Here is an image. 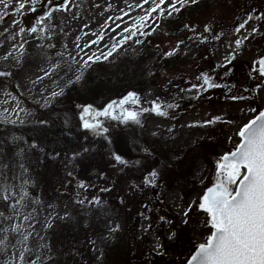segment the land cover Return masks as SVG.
I'll use <instances>...</instances> for the list:
<instances>
[{
	"label": "rangeland",
	"instance_id": "1",
	"mask_svg": "<svg viewBox=\"0 0 264 264\" xmlns=\"http://www.w3.org/2000/svg\"><path fill=\"white\" fill-rule=\"evenodd\" d=\"M42 1L4 0L10 5L7 9L0 4V72L10 73L0 77V122L3 124H12L13 120L21 124L33 118L38 108L53 104L71 84L83 78L95 63L82 66L80 57L87 56L77 44L83 47L97 40L91 49H86L87 54L106 52L98 38L103 37L110 48L114 43L111 37L119 38L125 26L134 30L140 17L145 15L144 8L149 7H137L142 0H69L66 11L63 8L56 11L58 26L51 16L39 23L45 13L27 23L23 13ZM189 4L191 0H186L184 6ZM262 14L264 0H205L201 10L188 21L180 20L179 12H174L170 17L177 22L167 34L153 32L169 16L161 18L153 14L146 23L153 26L150 35L154 53L145 54L142 45L146 37H142V44L130 41L113 57L102 60L112 75L117 74L121 62L139 64L137 68L130 64L129 81L132 75H137L140 88H126L128 80L124 78L116 91L105 90L102 97L96 98L98 103L84 101L86 107L90 106L92 116L130 92L137 94L142 108L150 109L154 100L171 103L173 108L166 109V116L153 111L141 112L140 124L97 117L106 124L123 123L126 131H134L131 134L138 143L137 150L132 160L122 156L125 163L117 161L108 148L95 158L94 152L87 153L83 147L73 158L50 157L46 168L34 169L28 144L18 142L15 167L9 170L5 166L0 181L2 196L10 197L5 200L8 205L2 215L0 239H7L8 243L7 252L0 254V264H8L13 259L15 264H20V253L25 248L30 251L24 253V264L30 260L36 264H61L56 262L59 256L53 253L50 231L57 227L63 231L78 224L80 227L74 230L76 234L69 248L79 262L83 259L79 250H75L74 246L78 245L92 254L94 264H113L114 260L126 264L125 250L129 247L137 251L133 250L136 252L131 259L133 264H186L195 247L211 234L209 218L198 205L206 189L215 182L217 161L234 150L239 141V128L257 115L251 109H264V77L258 72V61L264 56ZM249 15L253 19L237 32L236 28ZM257 16L262 18L256 19ZM117 24L120 28L114 33L112 29ZM33 26H37L38 32L34 35L40 40L25 58V33L33 34L30 32ZM206 27L210 31H205ZM253 28L257 31L253 32ZM20 29H25L22 35ZM55 34L60 35V45L46 42ZM237 40L239 46L235 43ZM168 52L172 55H167ZM163 56L171 64L160 60ZM59 65L65 67L64 72L51 78ZM202 73H207L221 87L181 91L202 83L197 80ZM233 96L244 98L232 99ZM67 107L73 106L69 103ZM75 116L73 112H66L64 122L77 126ZM159 154L165 162L157 165L158 175L150 184L146 180L150 179L153 169L145 174L138 170L133 173L134 164H127L129 159L142 163ZM85 155H88V164L84 170H89L88 177L79 174L80 157ZM81 182L87 185V190L80 187ZM37 186L39 190L34 193ZM25 190L28 197L21 200ZM25 216L29 219L25 220ZM109 248L110 256L103 257V251ZM153 254L154 261L148 260Z\"/></svg>",
	"mask_w": 264,
	"mask_h": 264
},
{
	"label": "snow or ice",
	"instance_id": "2",
	"mask_svg": "<svg viewBox=\"0 0 264 264\" xmlns=\"http://www.w3.org/2000/svg\"><path fill=\"white\" fill-rule=\"evenodd\" d=\"M191 2L195 3L196 0H191ZM185 3L186 0H151V3L150 0H142V3L137 4V7L144 8V5H149V7L144 8L145 15L140 17L139 22L134 26V30L125 26L121 33L118 34L119 38L116 35L111 37L114 43L110 48L103 40V37L98 38L107 49L106 52H101L100 55H96L95 52L91 55L87 54L86 49H91L97 43V40H91L83 47L77 44V47L84 51L87 56L86 59L80 57L83 62L82 66H89L91 63L113 57L130 41L137 45L142 44L143 40L141 38L149 36L153 30V26L146 23V21L152 19L153 14L161 18L164 15L170 17L174 12L178 13ZM0 4H4L6 9L10 7L8 3H4V0H0ZM49 4H51V0H49ZM68 4L69 0H64L63 5H58L55 9L45 13L39 23L42 24L53 12L59 11L61 8L66 11ZM23 7L24 4H21L20 8ZM32 11H36V9L33 8ZM124 15H127V13H124ZM262 16L255 18L261 19ZM117 19H121V17H117ZM252 19L253 17L249 15L244 23L239 24L236 31L239 32L245 28ZM118 28H120L119 24L112 31L115 33ZM45 30L40 29V31ZM205 31H210V29L206 27ZM252 31L256 32L257 29L253 28ZM24 32L25 29H20L21 35ZM30 32L36 34L38 32L37 26H33ZM49 39L51 38L49 37ZM235 43L239 46L240 41L237 40ZM50 47L55 46L50 44ZM167 55H172V52H168ZM73 59L77 58L73 57ZM258 64L259 75L264 77V57L259 59ZM7 75H10V73L0 72V77ZM197 80H202V83L192 84L189 89H181V91H200L205 88L221 87L207 73H202L197 77ZM259 87L257 85V88ZM52 95L55 96L56 93L53 92ZM243 98L232 97V99ZM129 104L132 107H125ZM89 108L90 106L86 107L84 109L85 112H89ZM172 108L173 105L171 103H160L157 100L152 101L150 109L142 108L140 107L137 94L130 92L119 101L110 102L104 110L96 112L95 116L91 117V121L83 116L81 119L84 120V129L91 130L97 135H102L106 134L109 129L104 127L96 119L97 117H110L112 120L123 123L132 122L139 124L141 112L153 111L157 115L166 116L168 114L166 109ZM251 111L256 112L257 109L253 108ZM211 122L208 121L206 123ZM11 123L15 124L16 121L13 120ZM42 123H45V121H42ZM237 135L239 136V141L235 144L234 150L225 153L217 161L215 182L211 187L207 188L198 205L199 209L206 213L209 218L207 223L210 225L211 234L204 242L195 247L186 264H264V110H260L258 115L240 127ZM115 159L125 163L119 155H116ZM157 175L158 173L153 170L149 174L150 179H147L146 182L150 184ZM80 187L87 190V185L84 182H81ZM107 190L101 189V191ZM25 197H28L26 190L21 200ZM2 198L4 200L10 199L7 195ZM93 200L99 203L97 198L93 197ZM79 202L83 203L84 200ZM11 207L14 209L15 205L13 204ZM2 215L3 213H0V216ZM184 215L187 216L188 213L185 212ZM24 218L25 220L29 219L28 216ZM160 219L164 220V217ZM12 231L15 232L16 228H13ZM24 240H27V236L24 237ZM7 243V239H0V254L7 252ZM29 251L30 249L28 248L21 251L20 264H24V253ZM8 264H15V260H10ZM29 264H36V261L30 260Z\"/></svg>",
	"mask_w": 264,
	"mask_h": 264
},
{
	"label": "trees",
	"instance_id": "3",
	"mask_svg": "<svg viewBox=\"0 0 264 264\" xmlns=\"http://www.w3.org/2000/svg\"><path fill=\"white\" fill-rule=\"evenodd\" d=\"M204 1L205 0H199L181 8L178 15L179 19L188 21L189 19L193 18L197 12L201 10ZM51 17L53 23L58 26L59 21L56 11L52 13ZM176 20L177 19H173L171 17L163 19L160 21L153 33H169L170 28L174 26V23L177 22ZM151 38V35L147 36L142 45L146 55L156 51L155 48L151 47ZM25 39V58H28L38 45L40 39L35 37L34 34L28 33H25ZM50 41H54L57 45H60V35L55 34L51 39H46V42ZM161 59L164 61V63L171 64V61L165 59L164 56L161 57L160 60ZM130 64L133 65V62H130ZM130 64L125 65V63L121 62L118 67L117 74L112 75L106 71L107 69L104 61L96 62L87 69L83 78L79 82H74L71 84L57 101L48 107L38 108L33 118H30L21 124L13 125L3 124L0 122V181L4 175L5 166L8 165L7 167L9 170H12L15 167L17 162L16 152L18 148V142L28 144L31 151V156L34 159L32 165L34 169H38L39 167L46 168L50 157H55L57 160L73 158L78 150L83 147L87 149V153L94 152L96 156L95 158L101 156L99 152H104L107 148L110 150L113 156L119 155L121 158L124 156L127 158L129 157L130 159L135 156L134 150H137L138 143L133 140V135L131 132L134 131H126V129H124L123 123L117 122L114 124H106L104 120H98L96 118L103 124L104 127L109 129L106 134L97 135L91 130L84 129V120L81 119L83 116L85 119L91 121V117H93L90 115V112H85L84 109L86 108V103H83L84 101L92 100L93 102L98 103L96 98L102 97L105 90L116 91L119 87V84L124 83V78L128 80L126 88L132 86L133 88H140V83L138 85L139 79L137 75H132V80L129 81L131 76L129 70L132 69ZM134 66L137 68L139 64H134L133 67ZM64 69L65 67L63 65L57 66L52 71L51 78H57L64 72ZM142 90L140 89L139 91L142 92ZM69 103L71 106H73L72 109L67 107L69 106ZM93 105L97 106L96 104ZM256 109L257 111L255 113L258 114L260 110L259 108ZM66 112H73L76 114L75 119L77 126L72 127L71 125H67L64 122ZM42 121H45V123H42ZM141 122L142 121H140V123ZM87 157L88 155L80 157L79 174L81 176L86 175L88 177L87 174L89 173V170H84V167L88 164V160H86L88 159ZM130 159L127 161V164H134V167H132L134 168L133 173H135V170H138L144 174L151 169L156 170L158 164L165 162V159L160 154L155 156L154 159H147V161L143 160L142 163L141 160L138 159L130 162L132 160ZM39 182L40 179H38V186ZM38 186L34 193L38 192ZM2 197L3 196L0 191V213H4L8 205V202ZM2 217L3 216H0V229L2 228ZM79 227L80 224H78V226H72V228H63V231L60 227L50 231L52 234L50 244L53 248V253L54 255L59 256L56 262H60L61 264H94L92 254L87 252L86 249L80 248L79 245L74 246L75 250H79L81 258L83 259V262H79L76 260L73 252L69 248L76 234L74 230H77ZM133 250L134 247L126 248V264H133L131 259L134 257L133 253L135 254L137 252L136 250H134L136 252ZM103 253V257H105V255L106 257H109L111 254V248H109L107 251L104 250ZM155 257L156 256L153 254V256L148 258V260L154 261ZM106 262L108 261H104V263ZM112 262L113 264H122L117 263L115 260Z\"/></svg>",
	"mask_w": 264,
	"mask_h": 264
},
{
	"label": "water",
	"instance_id": "4",
	"mask_svg": "<svg viewBox=\"0 0 264 264\" xmlns=\"http://www.w3.org/2000/svg\"><path fill=\"white\" fill-rule=\"evenodd\" d=\"M64 0H51V4H49V0H43L41 3L37 4L33 8L36 9V11H29V12H24L23 13V18L27 21V23L30 21L31 18H33L36 15H39L41 13H46L49 12L52 8L61 5V3ZM32 8V9H33ZM264 57V56H262ZM261 57V58H262ZM264 110V109H263ZM258 115V114H257ZM213 185V184H212ZM210 185L209 187H211ZM207 190V189H206ZM206 192V191H205Z\"/></svg>",
	"mask_w": 264,
	"mask_h": 264
}]
</instances>
